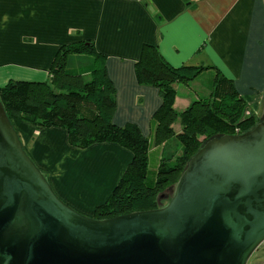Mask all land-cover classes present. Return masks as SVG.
I'll use <instances>...</instances> for the list:
<instances>
[{
  "label": "crops",
  "instance_id": "0c3cea01",
  "mask_svg": "<svg viewBox=\"0 0 264 264\" xmlns=\"http://www.w3.org/2000/svg\"><path fill=\"white\" fill-rule=\"evenodd\" d=\"M81 42H91L106 58L116 90L114 124H135L152 142V120L163 100L156 87L137 77L136 64L146 46L173 67L208 68L194 80L215 74L208 97L222 74L244 99L248 114L264 117V0H0V88L11 82H51L58 54ZM93 63L94 55L70 54L66 69L89 79ZM182 85L175 86L178 113L202 99ZM13 124L35 164L50 173L55 193L90 217L133 160L117 144L78 149L70 145L66 129L17 119ZM173 128L180 134L181 122ZM171 145L180 147L175 137L154 144L150 167L161 164Z\"/></svg>",
  "mask_w": 264,
  "mask_h": 264
},
{
  "label": "water",
  "instance_id": "95a60500",
  "mask_svg": "<svg viewBox=\"0 0 264 264\" xmlns=\"http://www.w3.org/2000/svg\"><path fill=\"white\" fill-rule=\"evenodd\" d=\"M264 244V119L207 142L170 202L105 220L63 202L0 101V264H248Z\"/></svg>",
  "mask_w": 264,
  "mask_h": 264
},
{
  "label": "trees",
  "instance_id": "16d2710c",
  "mask_svg": "<svg viewBox=\"0 0 264 264\" xmlns=\"http://www.w3.org/2000/svg\"><path fill=\"white\" fill-rule=\"evenodd\" d=\"M70 54L94 55L89 79L83 73H71L66 69V58ZM205 70L208 68L173 67L156 48L145 47L136 64L138 80L156 87L163 100L152 120L156 128L154 142L135 124L124 127L114 124L116 90L107 73L106 58L96 53L91 42L64 47L51 71V82H11L0 88V101L11 121L17 119L43 128L66 129L69 143L74 147L87 149L96 144L112 143L133 154L131 164L112 195L95 210L93 217L105 220L164 207L162 192L174 185L177 177H182L192 158L207 142L243 134L261 122L248 114L247 104L232 81L220 73L210 97L178 113L175 86L189 85ZM178 121L182 132L177 135L173 125ZM174 137L182 145V154L176 160L167 158L168 162L164 163L163 159L156 168L150 167L149 156L154 144L161 145Z\"/></svg>",
  "mask_w": 264,
  "mask_h": 264
},
{
  "label": "rangeland",
  "instance_id": "374dc122",
  "mask_svg": "<svg viewBox=\"0 0 264 264\" xmlns=\"http://www.w3.org/2000/svg\"><path fill=\"white\" fill-rule=\"evenodd\" d=\"M77 73V72H76ZM213 75H215L214 73L212 74H204L203 76H201L198 81H194L192 83H190L189 85H182V87L184 88H191V90L193 89L194 92L198 95H200L202 99L207 98L212 91V87L213 84L211 83V78L213 80ZM257 118V117H256ZM264 117L262 118H257V121L260 122L262 121ZM69 140V137H68ZM71 145V144H70ZM72 146V145H71ZM74 147V146H72ZM77 148V147H75ZM170 148H173V151L168 150L166 151V153L168 154L167 157L164 159V163L167 161L166 159L168 158L169 160H176L178 156H180L182 154V145L180 144V147L175 149L174 146H170ZM81 149V148H78ZM168 162V161H167ZM174 162V161H173ZM170 164H172V162H170ZM44 173L45 176H47V178L50 180L51 182V176L49 172L46 171H42ZM180 180V177H177V180L175 182L174 185H169L167 187V189L165 191L162 192L161 197H162V206H166L170 200L173 198L174 195V189L176 188L178 182ZM54 190V189H53ZM55 192V191H54ZM57 195V194H56ZM58 196V195H57ZM59 197V196H58ZM60 198V197H59ZM62 200V199H61ZM63 201V200H62ZM64 202V201H63ZM66 203V202H65ZM68 204V203H66ZM69 205V204H68ZM70 207H72L71 205H69ZM73 208V207H72ZM75 209V208H73ZM76 210V209H75ZM77 211V210H76ZM79 212V211H78ZM81 213V212H80ZM82 214V213H81ZM84 215V214H83ZM88 216V215H85ZM90 217V216H88ZM92 217V216H91ZM94 218V217H92ZM248 264H264V248L261 247L259 251H256L253 256L251 257V259L249 260Z\"/></svg>",
  "mask_w": 264,
  "mask_h": 264
},
{
  "label": "flooded vegetation",
  "instance_id": "af4514ba",
  "mask_svg": "<svg viewBox=\"0 0 264 264\" xmlns=\"http://www.w3.org/2000/svg\"><path fill=\"white\" fill-rule=\"evenodd\" d=\"M261 247H263V248H264V244H263ZM261 247H260V248H261ZM260 248H259L257 251H259V250H260Z\"/></svg>",
  "mask_w": 264,
  "mask_h": 264
},
{
  "label": "built area",
  "instance_id": "2783aa9c",
  "mask_svg": "<svg viewBox=\"0 0 264 264\" xmlns=\"http://www.w3.org/2000/svg\"><path fill=\"white\" fill-rule=\"evenodd\" d=\"M237 133H239V131H237Z\"/></svg>",
  "mask_w": 264,
  "mask_h": 264
}]
</instances>
